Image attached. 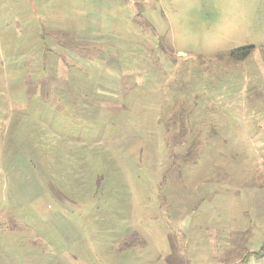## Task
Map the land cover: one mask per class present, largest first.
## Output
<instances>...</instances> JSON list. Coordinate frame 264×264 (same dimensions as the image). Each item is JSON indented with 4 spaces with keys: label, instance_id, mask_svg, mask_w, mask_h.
I'll return each mask as SVG.
<instances>
[{
    "label": "rangeland",
    "instance_id": "374dc122",
    "mask_svg": "<svg viewBox=\"0 0 264 264\" xmlns=\"http://www.w3.org/2000/svg\"><path fill=\"white\" fill-rule=\"evenodd\" d=\"M0 264H264V0H0Z\"/></svg>",
    "mask_w": 264,
    "mask_h": 264
},
{
    "label": "trees",
    "instance_id": "16d2710c",
    "mask_svg": "<svg viewBox=\"0 0 264 264\" xmlns=\"http://www.w3.org/2000/svg\"><path fill=\"white\" fill-rule=\"evenodd\" d=\"M249 51H250L249 49H244V50L232 52L231 53V57H233L235 59H243V58H245L247 56Z\"/></svg>",
    "mask_w": 264,
    "mask_h": 264
}]
</instances>
